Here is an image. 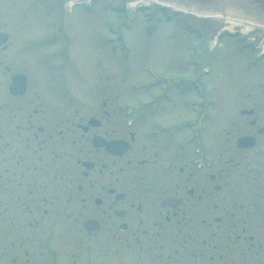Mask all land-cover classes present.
Here are the masks:
<instances>
[{"label": "flooded vegetation", "instance_id": "1", "mask_svg": "<svg viewBox=\"0 0 264 264\" xmlns=\"http://www.w3.org/2000/svg\"><path fill=\"white\" fill-rule=\"evenodd\" d=\"M3 58L0 264H264V123L254 108L214 146L217 109L182 106L171 82L127 104V127L117 103L78 97L75 69L68 81L51 69L43 92L30 57Z\"/></svg>", "mask_w": 264, "mask_h": 264}, {"label": "rangeland", "instance_id": "2", "mask_svg": "<svg viewBox=\"0 0 264 264\" xmlns=\"http://www.w3.org/2000/svg\"><path fill=\"white\" fill-rule=\"evenodd\" d=\"M78 1L84 4L75 6ZM224 19L184 16L175 9L163 12L149 0H0V32L8 35L0 57H30L31 83L42 89L53 76L50 69L58 67L66 81L75 69L79 81L73 91L85 103L150 101L159 90L153 87L145 95L146 89L134 90L132 85L156 84L146 72L151 68L172 85L183 86L175 100L182 106L194 107L192 103L200 101L217 109L215 146L220 130L232 124L230 119L245 125L239 113L243 108H254L264 123V57L252 47H264V28ZM61 57H68L67 63ZM187 80L200 81L196 97L185 89Z\"/></svg>", "mask_w": 264, "mask_h": 264}, {"label": "water", "instance_id": "3", "mask_svg": "<svg viewBox=\"0 0 264 264\" xmlns=\"http://www.w3.org/2000/svg\"><path fill=\"white\" fill-rule=\"evenodd\" d=\"M175 3L194 7L197 10L224 12L229 15L240 16L242 11L259 17L264 21V0H171ZM230 18V16H228ZM256 18V17H254ZM5 36L0 35V41L4 42Z\"/></svg>", "mask_w": 264, "mask_h": 264}, {"label": "bare ground", "instance_id": "4", "mask_svg": "<svg viewBox=\"0 0 264 264\" xmlns=\"http://www.w3.org/2000/svg\"><path fill=\"white\" fill-rule=\"evenodd\" d=\"M226 21H230L232 22L231 24H238V23H242L241 21H238V20H232V19H229V18H225ZM244 24H247V23H244ZM248 25V24H247Z\"/></svg>", "mask_w": 264, "mask_h": 264}]
</instances>
